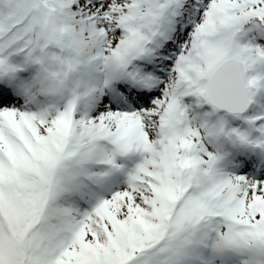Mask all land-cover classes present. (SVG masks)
I'll list each match as a JSON object with an SVG mask.
<instances>
[{"label":"snow or ice","instance_id":"obj_1","mask_svg":"<svg viewBox=\"0 0 264 264\" xmlns=\"http://www.w3.org/2000/svg\"><path fill=\"white\" fill-rule=\"evenodd\" d=\"M0 264H264V0H0Z\"/></svg>","mask_w":264,"mask_h":264}]
</instances>
